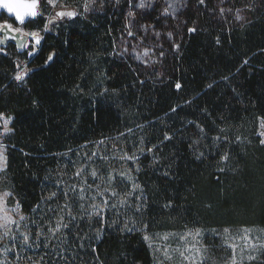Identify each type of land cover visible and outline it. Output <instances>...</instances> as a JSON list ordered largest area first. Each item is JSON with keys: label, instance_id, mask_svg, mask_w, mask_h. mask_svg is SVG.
Returning <instances> with one entry per match:
<instances>
[{"label": "trees", "instance_id": "trees-1", "mask_svg": "<svg viewBox=\"0 0 264 264\" xmlns=\"http://www.w3.org/2000/svg\"><path fill=\"white\" fill-rule=\"evenodd\" d=\"M161 2L98 0L51 24L32 57L0 48V181L37 227L63 218L71 264H154L144 231L264 226V0ZM138 38L152 60L135 57ZM93 171H113L118 192L130 176L131 207L89 216Z\"/></svg>", "mask_w": 264, "mask_h": 264}, {"label": "rangeland", "instance_id": "rangeland-1", "mask_svg": "<svg viewBox=\"0 0 264 264\" xmlns=\"http://www.w3.org/2000/svg\"><path fill=\"white\" fill-rule=\"evenodd\" d=\"M81 7L77 4V0H57L56 6L52 7L48 4L47 0H40L41 18L45 20V24L42 28L37 30L30 29L25 25H17L15 22L9 19H1L0 25H11L12 29L19 28L22 34L33 37L31 33L35 32L38 36H43L45 26L47 30H52L57 27H51V24H60L65 19L56 18L53 23H48L49 19L55 16V12L61 9H73L80 17L83 14L92 12L94 6L98 0H79ZM155 0H149L154 2ZM162 1V0H161ZM162 5L170 3L171 0H164ZM166 9V8H165ZM164 9V10H165ZM163 10V13H165ZM168 13V11H167ZM127 39L135 38V31L128 25ZM129 32L132 35H129ZM146 36V35H145ZM138 38L137 43L130 47L135 52V57L139 61H149L153 59L151 55V49L145 46L144 42H147ZM144 43V44H143ZM131 46V44H130ZM33 44L29 41L23 51L28 55L32 51ZM147 51V55L145 52ZM18 63V71L29 69L28 62L23 59L15 57ZM0 116V175L5 169V152L7 149L6 138L11 133V116L1 113ZM8 120L6 127L10 130L4 131L5 123ZM257 135L260 137V141H264V124L260 121L257 129ZM264 144V143H263ZM114 171V170H113ZM113 171H108L107 175H100L98 172L94 177L92 175L91 180L85 182L83 191L87 198V203L91 205L95 204L101 207V212L104 217L110 211L116 210L118 205L131 207V201L134 193L133 188L134 181L123 175L122 178H126L130 182L131 195L126 197V192H118L114 186ZM115 173V172H114ZM117 193L113 196L112 192ZM128 192V193H129ZM8 193L7 196L4 194ZM125 200V203L121 204L120 200ZM108 201V206H103V201ZM113 205L115 207H113ZM92 208V207H91ZM124 208V207H123ZM93 209V208H92ZM7 212L12 221L17 223H7V227H0V264H71V254L69 243L65 241L62 236L61 229L55 234L52 229L55 226L49 227H37L33 224L25 214L20 210L18 200L12 195V193L4 188V185L0 181V225H5L4 214ZM25 217L24 220H20V217ZM17 224L19 226H17ZM228 229L226 233L224 230ZM199 230V236H196V232ZM5 232L7 234L5 235ZM28 235L29 239L27 243L23 240L24 235ZM150 237V240H145L147 243L154 264H191V260L194 259L196 264H248L254 261H264V226H237V227H222V228H184L182 230H170V231H157L146 232L144 236ZM165 237H167L165 239ZM151 245V246H150ZM200 248L201 252L196 253L193 248ZM181 253L184 255L182 256ZM190 257L186 260L184 257Z\"/></svg>", "mask_w": 264, "mask_h": 264}, {"label": "snow or ice", "instance_id": "snow-or-ice-1", "mask_svg": "<svg viewBox=\"0 0 264 264\" xmlns=\"http://www.w3.org/2000/svg\"><path fill=\"white\" fill-rule=\"evenodd\" d=\"M48 4L52 7H55L56 6V2L57 0H47ZM201 3H203V0H200ZM0 3H2L3 7L6 8L8 10V12L10 13H15L16 15V19L19 20L20 22H23L24 21V17L25 15H28V16H31V17H35L37 15V12L35 11L36 7H37V4H38V0H31V3H23V4H20V3H11V2H8V0H0ZM139 7H144V4L141 3L139 5ZM173 8H175V5L172 6ZM168 9H165L164 12L165 14L167 13ZM223 11V10H222ZM77 13L75 11H58L56 12L55 16H53L51 19H49L48 23H53L57 17H74L76 16ZM133 15V13H129V16ZM0 28H7L9 31L11 32H19L20 29L19 28H16V29H12L11 25H8V24H5V25H0ZM45 30H47V25L45 26ZM190 31H193V29H190ZM31 35L33 37H35V40H36V43L38 44L39 43V36L37 33L33 32L31 33ZM129 35H132L131 32H129ZM32 53H29V55H31ZM145 55H147V51L145 52ZM53 58L52 55H49L48 57V60L50 61L51 59ZM27 69L25 70H21L19 72H17L16 76H15V79L16 80H22L24 78V76L26 75L27 73ZM177 88L180 87L179 84L176 85ZM0 116H2V114H0ZM5 123V128H4V131L5 132H8L10 131L6 125L8 123V120H5L4 121ZM170 137L168 136H165V139H169ZM261 143H264V141H261ZM224 159H227V157H223ZM0 159H2V156H0ZM127 159L129 160H132V159H135L134 156H128ZM77 175H79V172L76 173ZM92 175L95 177L97 175V173L95 171L92 172ZM121 175H125L124 173H121ZM129 179H131V177H129ZM136 187H139L138 185H133V188H136ZM72 191H76V189H72ZM80 191L82 192L83 191V188L80 189ZM68 193H65V195H67ZM113 196H116L117 193H115L114 191L111 193ZM5 196L8 195V193H5L4 194ZM55 195V193H53V196ZM131 195V192L127 193L126 194V197L125 199L127 198V196H130ZM120 203L123 204L125 203V200H120ZM103 206H108V201L105 200L103 201ZM67 207V205L65 206ZM81 207H83V205H81ZM91 207L93 208V213H90L89 216L91 215H95L98 219L100 220H103V216H102V212H101V207L100 206H97L95 204L91 205ZM113 207H115L113 205ZM69 216L72 220H75L76 217L75 216H72L71 213L69 212ZM4 219L6 221L5 225H0V227H7V223H17L15 221H12L11 218L8 216L7 212H5L4 214ZM25 217L21 216L20 217V220H24ZM62 220L63 218H61V222H58L56 227L54 229H52V232L55 234L56 232H58L62 227L63 228H67L68 227V224H65V223H62ZM17 226H19L17 224ZM226 233L229 231L228 229H225L224 230ZM7 234V232H5V235ZM199 230H197L196 232V236H199ZM167 237H165L166 239ZM29 237L28 235H24L23 236V240L25 241V243H27ZM144 239L147 241V240H150V237L145 235L144 236ZM151 246V245H150ZM193 248L195 249L196 253L199 254L201 252V249L200 248H196L195 245H193ZM181 255L183 256L184 254L181 253ZM186 260L190 259V257H187L185 256L184 257ZM191 264H196V261L194 259L191 260ZM233 264H235V261H233Z\"/></svg>", "mask_w": 264, "mask_h": 264}, {"label": "water", "instance_id": "water-1", "mask_svg": "<svg viewBox=\"0 0 264 264\" xmlns=\"http://www.w3.org/2000/svg\"><path fill=\"white\" fill-rule=\"evenodd\" d=\"M8 2L23 4V3H31V0H8ZM40 5H41V2H40V0H38L37 7L35 9V11L37 12V15L35 17L25 15L24 21L20 22L19 20L16 19V15L14 12L13 13L8 12V10L3 7L2 3H0V20H1V16L4 15V16H6L7 19L13 20V22H15L17 25H25L29 21L37 20L38 18L41 17ZM58 11H75V10H73V9H61V10H57L56 12H58ZM56 12H55V14H56ZM77 15H78V13H77ZM77 15L74 17H57V18H59L60 20L63 18L71 20V19H74L75 17H77ZM39 38H40L39 43L37 44L35 37L30 38L29 36L22 34L21 32H11L7 28H0V48H5L8 44H13L18 51H23L24 48L26 47L27 43L29 41H31L33 46H34V49L30 52L32 54L29 55V57L34 56L36 54V52L38 51L39 47L41 46L43 38L41 36H39ZM50 55L53 56V53H51Z\"/></svg>", "mask_w": 264, "mask_h": 264}, {"label": "flooded vegetation", "instance_id": "flooded-vegetation-1", "mask_svg": "<svg viewBox=\"0 0 264 264\" xmlns=\"http://www.w3.org/2000/svg\"><path fill=\"white\" fill-rule=\"evenodd\" d=\"M43 37V36H42ZM34 49V47H32V50Z\"/></svg>", "mask_w": 264, "mask_h": 264}]
</instances>
